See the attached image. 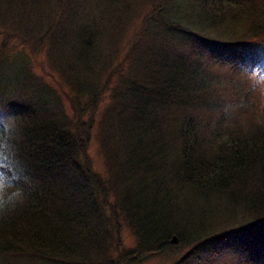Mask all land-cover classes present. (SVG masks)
<instances>
[{
  "label": "trees",
  "instance_id": "trees-1",
  "mask_svg": "<svg viewBox=\"0 0 264 264\" xmlns=\"http://www.w3.org/2000/svg\"><path fill=\"white\" fill-rule=\"evenodd\" d=\"M101 1L114 13L127 0ZM162 2L110 92L114 114L104 138L112 166L106 156L102 179L84 142L102 117L98 97L105 85L91 77L95 68L72 92L69 111L87 115L73 123L66 108L49 101L54 90L36 78L19 44L42 40L69 21L68 7L76 5L99 17L107 39L123 27L112 22L115 14L91 6L94 0H0V24L20 35L0 38V110L17 117V155L31 179L23 203L0 215V264H120L102 240L104 211L116 216L118 231L127 226L136 237L133 258L162 253L177 235L186 249L174 264L206 263L228 249L242 256L236 264H264V107L256 108L241 70L248 53L264 54V0ZM15 17L21 22L6 20ZM85 20L78 33L89 27ZM95 25L77 35L80 59L95 54L93 67L101 60L94 36L104 35ZM201 199L208 208L199 207ZM172 205L185 215L169 213ZM240 207L243 216L222 229ZM210 210L212 216H201Z\"/></svg>",
  "mask_w": 264,
  "mask_h": 264
},
{
  "label": "rangeland",
  "instance_id": "rangeland-1",
  "mask_svg": "<svg viewBox=\"0 0 264 264\" xmlns=\"http://www.w3.org/2000/svg\"><path fill=\"white\" fill-rule=\"evenodd\" d=\"M94 1L96 3L91 6L103 8L104 12L108 15L115 14V19L112 22L118 24L116 26L118 28L123 27L122 30L114 28L112 36L107 39L105 35V28L102 25L103 22H99L97 20L99 17L94 16L93 13L87 14L86 6L80 7L76 5L68 7L70 10L69 21H61L62 24L58 26L55 25V27L46 33L43 32L44 38L42 40L37 41L35 39L33 42L28 43L23 41V43H20L19 46L30 59V64L36 73V78H42L41 81L46 85H49V88L54 90V93L50 95L51 98L49 101H51L52 104H54V101H57L62 109L63 107L66 108L68 113L72 112L69 111V109H71L70 107L71 101H73V93H79L77 90L78 82L80 80H84L88 71L90 72V68H95L91 72V77L96 81V83L98 81L101 85H105V87L102 88L103 92L98 97V101L100 102L98 113L102 117L98 119L99 127L95 130L94 135L92 134L91 141L88 142L85 138L84 142L86 143L85 150L88 152L89 156L87 158H89L92 166L97 171L96 173H99L97 176L102 178L101 175H103L104 179H106L107 173L105 171L107 158L108 166H112L109 162L112 148H110L107 144V139L104 138L106 133L105 129L114 114L111 109L112 101L110 99V92L113 91L114 86L117 85L120 78L124 76L123 69L132 65V57L135 52L133 45L136 42L140 43L144 40V34L147 31V27L145 29L144 27L148 25L150 21L149 14H152L154 11L161 8L163 0H127L125 4L120 1L114 6V13L112 10L107 9L108 6L104 5L105 3H102L101 0ZM127 2H129L128 8L125 9ZM49 5L53 8L52 3ZM107 10L109 11L107 12ZM80 12H85V14H80ZM74 17L77 20L74 19ZM84 17L86 19L85 22L89 24V27L78 33V31H81L79 29L78 21ZM59 18H61V16ZM0 20H3V18L0 17ZM6 20L11 23L15 21L16 23L21 22V20L16 17L14 20ZM95 22L98 24L99 29L104 32V35L103 37L99 34L94 36L96 48L100 49L101 52V60L95 67H93L92 64L95 54L87 58L86 62L85 59H80L79 48H81L83 44L79 43L80 40L77 35H87L88 30L93 31L96 29ZM108 24H111V22H108ZM5 26L6 25L0 24V38L7 35L11 40L20 39V35L17 32H7ZM15 30L17 29L15 28ZM239 32L241 35L243 34V31L239 30ZM75 33L77 34L73 36ZM9 43L16 47L14 42L9 41ZM7 49L8 47L6 46L4 51ZM208 54L209 52H207V55ZM262 55L264 54L256 52L248 53L241 70L248 73L254 66H258L264 70V57ZM122 58L123 61H121ZM18 59H20V61L23 60V56L19 55ZM236 65H239V63H236ZM239 67L241 68L240 65ZM246 88L249 92H252L255 95L256 98L254 99H256V108L263 109L264 96L254 92L251 85L250 87L246 86ZM78 109L79 108H77V110ZM63 112L66 114V111L63 110ZM89 112H92V110H89ZM68 117H70L72 122L75 123L79 120H85L87 115L85 110H80L74 114L71 113ZM103 142L106 155L102 152ZM199 207L208 208L207 204L202 199L201 202L199 201ZM244 209L245 208L240 207L239 217H229L227 218L228 221L225 219L228 215H218L219 217L225 219L224 222L222 221L223 223L220 224V227L225 229L231 226L234 223V220L243 216ZM177 210L179 213H183L182 215H185V211L182 208L179 207ZM111 215L112 211H104L101 219L99 220V225L101 227L103 242H106L108 246L112 247L110 251L112 257L114 260L119 261L120 264L126 263V261L131 259H134L135 261L130 264H174V261L180 260L181 255L185 253L184 250L186 247L182 248V245H179V242L174 241V246L169 247L162 253H156L145 257L136 256V258H133L135 255H131L130 250L134 249L136 246V237L127 226H124L120 231H118L115 225L116 216ZM201 216H212L211 210L208 211L206 215ZM202 217L196 220V222L198 223L203 221ZM213 221V223H216L218 220L214 217ZM194 227L198 229L200 226L196 225ZM117 242L119 243L118 245ZM115 246H117V248L113 249ZM239 255L240 253L236 249H228L223 251L221 255L210 257L208 262H202L200 264H236L237 260H241L242 258V256L240 255L239 257Z\"/></svg>",
  "mask_w": 264,
  "mask_h": 264
},
{
  "label": "clouds",
  "instance_id": "clouds-1",
  "mask_svg": "<svg viewBox=\"0 0 264 264\" xmlns=\"http://www.w3.org/2000/svg\"><path fill=\"white\" fill-rule=\"evenodd\" d=\"M254 92L264 96V70L258 66L248 72ZM17 117L0 110V215L14 211L24 200V185L31 181L19 161L16 150Z\"/></svg>",
  "mask_w": 264,
  "mask_h": 264
},
{
  "label": "bare ground",
  "instance_id": "bare-ground-1",
  "mask_svg": "<svg viewBox=\"0 0 264 264\" xmlns=\"http://www.w3.org/2000/svg\"><path fill=\"white\" fill-rule=\"evenodd\" d=\"M176 210H177V208L174 207L173 205L169 207V213H174ZM178 218H179V216H178ZM174 237H176L178 239L177 235H173V237L171 238V240H173Z\"/></svg>",
  "mask_w": 264,
  "mask_h": 264
},
{
  "label": "water",
  "instance_id": "water-1",
  "mask_svg": "<svg viewBox=\"0 0 264 264\" xmlns=\"http://www.w3.org/2000/svg\"><path fill=\"white\" fill-rule=\"evenodd\" d=\"M173 241H175V242H176V241H177V238H176V237H174Z\"/></svg>",
  "mask_w": 264,
  "mask_h": 264
}]
</instances>
